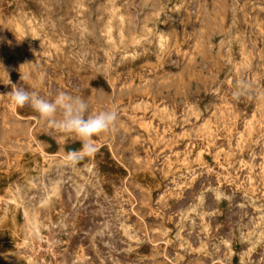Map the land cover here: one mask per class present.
<instances>
[{
	"label": "rangeland",
	"instance_id": "1",
	"mask_svg": "<svg viewBox=\"0 0 264 264\" xmlns=\"http://www.w3.org/2000/svg\"><path fill=\"white\" fill-rule=\"evenodd\" d=\"M13 84L118 118L70 164ZM0 264H264V0H0Z\"/></svg>",
	"mask_w": 264,
	"mask_h": 264
},
{
	"label": "clouds",
	"instance_id": "2",
	"mask_svg": "<svg viewBox=\"0 0 264 264\" xmlns=\"http://www.w3.org/2000/svg\"><path fill=\"white\" fill-rule=\"evenodd\" d=\"M21 75V80H26ZM10 83V81L8 82ZM250 87L245 82L238 84V91L233 93L239 99L243 90ZM14 108L30 107L38 114L40 120L46 121L58 131L75 134L81 142L79 150H71L66 154V160L75 164L85 156H91L96 151L94 137L107 133L115 125L118 118L116 110H103L89 113L86 100L64 91L58 92L53 99H47L35 91H28L22 85H12V91L7 94Z\"/></svg>",
	"mask_w": 264,
	"mask_h": 264
},
{
	"label": "bare ground",
	"instance_id": "3",
	"mask_svg": "<svg viewBox=\"0 0 264 264\" xmlns=\"http://www.w3.org/2000/svg\"><path fill=\"white\" fill-rule=\"evenodd\" d=\"M163 40V39H162ZM53 54V53H52ZM40 59V58H39ZM46 62V61H45ZM44 154V153H43ZM57 183V182H56ZM16 188V187H15ZM21 199V198H20ZM24 204V203H23ZM8 206V205H7ZM27 208V207H26ZM5 212V211H4ZM32 215V214H31ZM35 221V220H34ZM37 230V229H36ZM33 239V238H32ZM29 254V253H28Z\"/></svg>",
	"mask_w": 264,
	"mask_h": 264
}]
</instances>
